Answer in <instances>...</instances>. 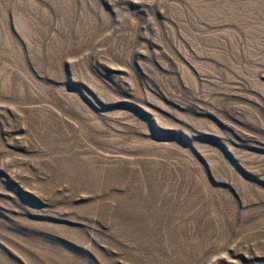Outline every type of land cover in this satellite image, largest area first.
Segmentation results:
<instances>
[{
    "label": "rangeland",
    "instance_id": "374dc122",
    "mask_svg": "<svg viewBox=\"0 0 264 264\" xmlns=\"http://www.w3.org/2000/svg\"><path fill=\"white\" fill-rule=\"evenodd\" d=\"M0 264H264V0H0Z\"/></svg>",
    "mask_w": 264,
    "mask_h": 264
}]
</instances>
